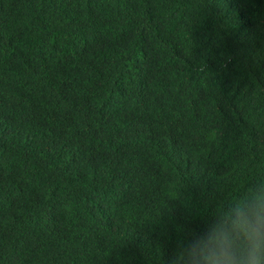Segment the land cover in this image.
Returning <instances> with one entry per match:
<instances>
[{
  "label": "trees",
  "instance_id": "obj_1",
  "mask_svg": "<svg viewBox=\"0 0 264 264\" xmlns=\"http://www.w3.org/2000/svg\"><path fill=\"white\" fill-rule=\"evenodd\" d=\"M262 171L264 0H0V264H171Z\"/></svg>",
  "mask_w": 264,
  "mask_h": 264
},
{
  "label": "clouds",
  "instance_id": "obj_2",
  "mask_svg": "<svg viewBox=\"0 0 264 264\" xmlns=\"http://www.w3.org/2000/svg\"><path fill=\"white\" fill-rule=\"evenodd\" d=\"M241 189L203 231L178 245L171 264H264V171Z\"/></svg>",
  "mask_w": 264,
  "mask_h": 264
}]
</instances>
